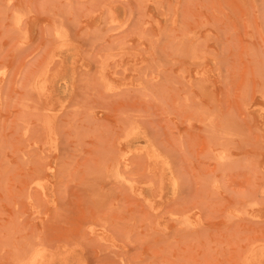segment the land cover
Returning <instances> with one entry per match:
<instances>
[{
    "label": "rangeland",
    "instance_id": "rangeland-1",
    "mask_svg": "<svg viewBox=\"0 0 264 264\" xmlns=\"http://www.w3.org/2000/svg\"><path fill=\"white\" fill-rule=\"evenodd\" d=\"M0 264H264V0H0Z\"/></svg>",
    "mask_w": 264,
    "mask_h": 264
}]
</instances>
